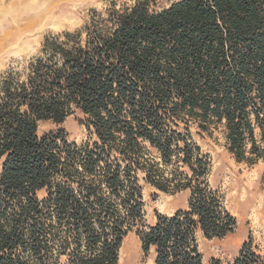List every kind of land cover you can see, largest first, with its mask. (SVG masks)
<instances>
[{"label":"trees","instance_id":"16d2710c","mask_svg":"<svg viewBox=\"0 0 264 264\" xmlns=\"http://www.w3.org/2000/svg\"><path fill=\"white\" fill-rule=\"evenodd\" d=\"M154 2L110 1L0 74V264H119L129 232L149 264H264L251 241L204 260L199 238L236 219L196 140L220 128L236 162L264 156V0ZM74 113L80 143L39 133ZM143 183L186 207L147 223Z\"/></svg>","mask_w":264,"mask_h":264},{"label":"rangeland","instance_id":"374dc122","mask_svg":"<svg viewBox=\"0 0 264 264\" xmlns=\"http://www.w3.org/2000/svg\"><path fill=\"white\" fill-rule=\"evenodd\" d=\"M110 1L126 0H0V74L35 56L44 37L81 28L93 10H101ZM170 1L155 0L154 7L160 8ZM80 118L74 113L59 125L43 122L39 133L61 127L68 141L80 143L87 136ZM196 140L211 159L209 183L219 190L224 206L236 219L231 233L219 238H199L204 260L226 263L237 255L245 241L264 248V156L252 165L236 162L224 147L220 128L211 134L197 135ZM142 198L145 220L152 223L157 214L171 215L186 207L187 193L168 194L143 183ZM149 263L151 258L144 256L138 236L129 232L120 248L119 264Z\"/></svg>","mask_w":264,"mask_h":264},{"label":"bare ground","instance_id":"6f19581e","mask_svg":"<svg viewBox=\"0 0 264 264\" xmlns=\"http://www.w3.org/2000/svg\"><path fill=\"white\" fill-rule=\"evenodd\" d=\"M40 15H38V17H39ZM38 21V19H36V22Z\"/></svg>","mask_w":264,"mask_h":264}]
</instances>
